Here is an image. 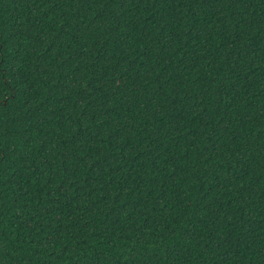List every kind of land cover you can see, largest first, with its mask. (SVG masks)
Returning a JSON list of instances; mask_svg holds the SVG:
<instances>
[{
    "label": "trees",
    "instance_id": "trees-1",
    "mask_svg": "<svg viewBox=\"0 0 264 264\" xmlns=\"http://www.w3.org/2000/svg\"><path fill=\"white\" fill-rule=\"evenodd\" d=\"M0 264H264V0H0Z\"/></svg>",
    "mask_w": 264,
    "mask_h": 264
},
{
    "label": "snow or ice",
    "instance_id": "snow-or-ice-1",
    "mask_svg": "<svg viewBox=\"0 0 264 264\" xmlns=\"http://www.w3.org/2000/svg\"><path fill=\"white\" fill-rule=\"evenodd\" d=\"M0 63H2V62H0Z\"/></svg>",
    "mask_w": 264,
    "mask_h": 264
}]
</instances>
